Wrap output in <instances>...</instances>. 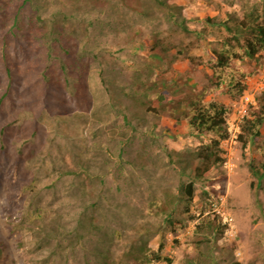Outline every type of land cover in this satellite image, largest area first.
I'll list each match as a JSON object with an SVG mask.
<instances>
[{"label": "rangeland", "instance_id": "obj_1", "mask_svg": "<svg viewBox=\"0 0 264 264\" xmlns=\"http://www.w3.org/2000/svg\"><path fill=\"white\" fill-rule=\"evenodd\" d=\"M29 1L0 0V264H139L128 253L140 246L189 264L206 215L216 221L200 264H264V129L245 150L239 140L264 92V53L241 62L246 91L230 102L213 89L204 52L220 29L206 39L183 34L156 6L154 20L124 9L105 26L86 6ZM212 1L238 11L262 0ZM178 2L191 22L220 14L208 1ZM75 14L91 17L88 30ZM201 21L190 26L200 30ZM65 74L70 93L60 94ZM196 100L229 114L216 150L223 161L190 199L172 160L181 152L193 169L196 148L212 137L179 132ZM69 168L89 177H62ZM176 193L182 200L163 212ZM35 206L44 212L27 222Z\"/></svg>", "mask_w": 264, "mask_h": 264}, {"label": "trees", "instance_id": "obj_2", "mask_svg": "<svg viewBox=\"0 0 264 264\" xmlns=\"http://www.w3.org/2000/svg\"><path fill=\"white\" fill-rule=\"evenodd\" d=\"M67 1L72 6V9L76 11L82 9V6H86L90 9V13L95 14L94 21L103 18L105 26H108L106 22L110 21L109 18L114 21H116L118 17L124 18L125 16L121 14L124 9L136 11L139 15L154 20L150 16L153 14L152 7L156 6L164 12L166 19L172 21V23L176 25L183 34H192L196 36L195 38L197 39H206L208 38L209 30H213L214 28L220 29L224 33L220 35L215 44L210 43V41L207 42V49L204 52L209 58L206 62L208 63L207 68L212 73L209 81L213 89L218 91L221 90L230 102H235L240 99L246 91L247 76L240 65L241 62L244 60H257L260 54L262 52L264 53V0H262L261 4L256 8H240L238 11L232 10L228 7L226 8L219 2L204 0L206 2L208 1V3L211 4L215 10H218L220 14L217 17V15L209 16L203 12L199 16L202 20V28L200 30H196L194 27L190 26L198 21L199 18L197 17L198 19H195L192 17L195 21L191 22L190 15H194V13H192V11L189 12L187 8L179 4V0H149L151 3L147 5L145 4V0H115V3H110V0ZM96 3H101L102 6H106L105 9L102 7L99 9H92ZM229 7L233 8V5H229ZM83 14H75L70 16V18L75 19L74 22L81 23L82 25L83 18H85L88 23H85L84 25L87 26L86 29L88 30L92 24L90 23L91 17L84 16ZM62 70L66 72L65 68ZM58 80V84L60 87L62 86V88H56L55 90L60 94H63L66 90L70 93V79L66 77V74L63 77V82L66 85L62 83L60 79ZM79 97H83V95L81 94ZM84 101L81 100V102ZM113 106L120 109V106L116 102H113ZM189 106L190 109L188 113L185 114L186 119L181 125L179 132L195 139H201L205 135L212 136L211 138H208V141L205 143L201 141L196 148L197 152L195 156L197 162L194 168L192 167L193 169H190L189 161L185 159L181 152L176 153L175 161L172 160L173 164L178 168L179 177H185L188 179L186 184L182 183L181 185L185 192V196L191 199L194 193L195 184L204 180L210 170L223 161L216 150H220L218 149L219 142L227 137L226 124L229 109L225 104L212 100L207 103L196 100L191 102ZM86 116L87 115L85 114L82 117L86 118ZM98 118L100 119V117ZM263 129L264 92L258 96L257 106L254 109L249 110L247 115L243 117L241 134L239 136L243 150L246 149L249 140L263 134ZM177 132L178 130L172 129L171 135L175 136ZM120 150L121 152H124L123 147H121ZM121 160L122 159H120V161ZM61 174H63L62 177H66L68 174L75 177L84 174L83 181L86 180V176L89 177L86 170H79L76 172L75 170L70 171V168L67 171L62 170ZM59 176H57V180L60 179ZM181 200L182 198L178 197V194L176 193V195L173 196L171 203L161 206V210L166 212V209H169V207L172 208ZM34 208H36L35 212L37 213L35 214V212H32L28 215L29 217L26 218L29 221L27 222L35 221L36 217L40 218L42 216L41 214L44 212H42L40 206H35ZM169 220L167 219V224ZM214 221L216 220H211L210 217L206 215V217L200 221L199 225L193 229V233L196 235L193 250H195V252L197 251V253L194 255V252L193 256L190 257L189 264H200V262L205 261L201 260L206 259V255L200 254L202 253V251L200 252V246L205 242L204 240L208 239L206 233L211 232V228L214 227ZM59 228L61 230L65 227ZM118 234L120 235L119 232ZM207 242H209V240H207ZM209 249L211 250L208 246V251ZM135 251L136 253H134ZM128 254L129 257L132 255V259L135 263L139 264H151L153 262H160L161 264L171 263V259L160 255L158 252L151 251L147 246H140L137 250L133 251L130 250V253Z\"/></svg>", "mask_w": 264, "mask_h": 264}, {"label": "built area", "instance_id": "obj_3", "mask_svg": "<svg viewBox=\"0 0 264 264\" xmlns=\"http://www.w3.org/2000/svg\"><path fill=\"white\" fill-rule=\"evenodd\" d=\"M245 101H246V102H248V101H249L248 97H245Z\"/></svg>", "mask_w": 264, "mask_h": 264}]
</instances>
